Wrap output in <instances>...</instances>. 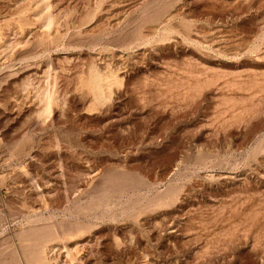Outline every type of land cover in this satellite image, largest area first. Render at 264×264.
Instances as JSON below:
<instances>
[{"label": "rangeland", "instance_id": "374dc122", "mask_svg": "<svg viewBox=\"0 0 264 264\" xmlns=\"http://www.w3.org/2000/svg\"><path fill=\"white\" fill-rule=\"evenodd\" d=\"M0 264H264V0H0Z\"/></svg>", "mask_w": 264, "mask_h": 264}]
</instances>
